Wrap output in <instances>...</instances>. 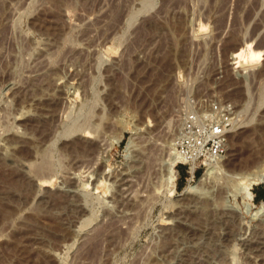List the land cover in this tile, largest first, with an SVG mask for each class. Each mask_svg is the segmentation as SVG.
Listing matches in <instances>:
<instances>
[{
    "label": "rangeland",
    "instance_id": "rangeland-1",
    "mask_svg": "<svg viewBox=\"0 0 264 264\" xmlns=\"http://www.w3.org/2000/svg\"><path fill=\"white\" fill-rule=\"evenodd\" d=\"M247 45L257 62L232 58ZM208 102L238 113L225 155L204 184L174 166L172 190L179 122ZM249 184L264 0H0V264H264Z\"/></svg>",
    "mask_w": 264,
    "mask_h": 264
},
{
    "label": "built area",
    "instance_id": "built-area-1",
    "mask_svg": "<svg viewBox=\"0 0 264 264\" xmlns=\"http://www.w3.org/2000/svg\"><path fill=\"white\" fill-rule=\"evenodd\" d=\"M238 113L231 103L208 102L203 107L190 109L179 122L178 135L172 146L186 176L193 180L220 162L236 122Z\"/></svg>",
    "mask_w": 264,
    "mask_h": 264
},
{
    "label": "bare ground",
    "instance_id": "bare-ground-1",
    "mask_svg": "<svg viewBox=\"0 0 264 264\" xmlns=\"http://www.w3.org/2000/svg\"><path fill=\"white\" fill-rule=\"evenodd\" d=\"M203 30V29H202ZM203 32V31H202ZM251 50V49H250ZM249 50V46L247 45V47H246V49L245 50H237L234 54H233V59H235V60H237V61H239L240 60V62H241V60L242 59H244L243 58V56L245 55V54H247V57H248V59H249V61L252 63H254V62H257L258 60H259V58H260V56H259V54H256V53H253V51L251 50L250 51ZM232 59V60H233ZM246 59V58H245ZM247 59V60H248ZM246 60V61H247ZM237 63H239V62H235L234 64H237ZM85 138L84 139H86V140H90L92 137L90 136V135H86V136H84ZM171 150V153H170V164H169V167H168V179H169V183L171 184V188H172V190H173V180L175 179V172H174V164H175V162H176V160H177V156H176V153H175V151L173 150V148L172 149H170ZM207 170V169H206ZM205 170V171H206ZM204 171V172H205ZM212 170H211V168L209 169V170H207L205 173H204V175L203 176H201L200 177V179H199V182H200V184L202 183V184H204V183H206L207 182V180L209 179V176L211 175V172ZM124 179V178H123ZM126 181V180H125ZM49 183V182H48ZM125 185H126V183H125ZM251 184H249V185H247V186H245L244 187V192H243V197L245 198V199H249V198H251L252 197V193L250 192V188H251V186H250ZM43 186H48V185H46V184H44ZM194 188L195 187H193V186H187L184 190H183V193H182V196L184 197V198H189V196L191 195V194H193V190H194ZM195 194V193H194ZM192 198V197H191ZM191 200V199H190ZM264 206V202L261 204V207H263ZM260 207V208H261ZM259 210H261V209H259ZM257 212V211H256ZM226 222V221H225ZM261 232H263V231H261ZM262 235H264V234H257V236L255 237V239H254V241L252 242H248V243H251V244H253V245H251V244H244V245H246V249L248 250V252L250 253V254H254L259 260H261V257H260V254H262L263 252H264V236H262ZM231 237H232V234L230 235H226L225 237H223V239H225L226 241H229L230 239H231ZM224 240V241H225ZM190 258V262H191V264H212V263H209L207 260H205V258L203 259L202 257V259L203 260H201L200 258H198V257H192L191 258V256L189 257ZM189 258L187 259V260H189ZM198 258V259H197Z\"/></svg>",
    "mask_w": 264,
    "mask_h": 264
},
{
    "label": "trees",
    "instance_id": "trees-1",
    "mask_svg": "<svg viewBox=\"0 0 264 264\" xmlns=\"http://www.w3.org/2000/svg\"><path fill=\"white\" fill-rule=\"evenodd\" d=\"M197 175H199V172L195 176H197ZM179 189H180V186H177V190H179ZM260 189H261L260 193L252 192L253 193V201L261 200L262 198H264V188L262 186H260Z\"/></svg>",
    "mask_w": 264,
    "mask_h": 264
}]
</instances>
